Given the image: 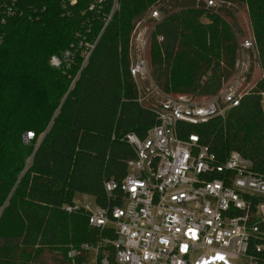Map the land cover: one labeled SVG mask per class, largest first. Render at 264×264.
Instances as JSON below:
<instances>
[{"label":"trees","instance_id":"obj_1","mask_svg":"<svg viewBox=\"0 0 264 264\" xmlns=\"http://www.w3.org/2000/svg\"><path fill=\"white\" fill-rule=\"evenodd\" d=\"M156 0H119L85 65L79 57L66 71L48 64L68 48L75 31L96 35L101 24L83 22L76 9L60 15L56 0L30 21L11 18L0 45V264H36L44 251L60 254L69 246L93 242L82 208L66 212L75 193L94 204L106 198L103 182L121 180L134 156L127 133L145 136L155 110L136 101L128 75V35L133 19ZM243 6L260 77L224 119L212 117L177 134L198 135L217 159L235 151L264 176V0H222L218 12L195 8L193 0H161L164 18L151 33V78L168 94L214 95L233 69L239 43L228 19ZM163 41L157 43L155 35ZM32 138L24 141L26 132ZM256 200L255 202H257ZM252 264H264V218L251 237ZM256 244L263 248L255 250Z\"/></svg>","mask_w":264,"mask_h":264},{"label":"built area","instance_id":"obj_2","mask_svg":"<svg viewBox=\"0 0 264 264\" xmlns=\"http://www.w3.org/2000/svg\"><path fill=\"white\" fill-rule=\"evenodd\" d=\"M56 1L60 15L69 17L76 9L83 22L101 24L96 35H89V28L85 33L75 31L74 42L48 58L51 67L66 71L79 57L81 68L118 10L119 0ZM48 4L49 0H0V45L7 20L30 21ZM193 6L215 13L222 0H193ZM160 7L161 0H156L133 19L128 35V75L136 101L155 110V123L142 138L125 135L134 153L126 161V174L117 182H103L106 198L117 203L94 204L93 209L74 203L62 207L66 212L82 208L87 225L96 232L95 241L67 248L68 264H238L240 257L253 263L247 247L264 218V176L238 152L230 151L219 160L196 133L184 138L177 134L181 123L223 120L238 106L248 91L238 86L248 73L243 56L252 49L251 38L239 43L230 78L214 95L196 99L165 93L150 77L146 56L151 33L164 18ZM155 41L162 42L163 36L155 35ZM32 136L28 131L23 140ZM261 248L263 244L255 245L256 251Z\"/></svg>","mask_w":264,"mask_h":264},{"label":"rangeland","instance_id":"obj_3","mask_svg":"<svg viewBox=\"0 0 264 264\" xmlns=\"http://www.w3.org/2000/svg\"><path fill=\"white\" fill-rule=\"evenodd\" d=\"M229 24L235 31L237 35V40L241 41L242 39H248L250 38V28H249V22L247 20L245 9L243 6H237L236 11L234 13L233 19H228ZM147 64H148V73L151 77V70L153 66L149 62L148 53H147ZM244 60L248 63V73L245 74L243 81H241V85L238 86V89L240 91H247L249 90L256 80L260 77V70L257 66L256 58L251 53H245L244 54ZM230 76L221 81L220 87L225 84L229 80ZM219 87V88H220ZM207 96L198 97L196 99H202L206 98ZM195 98V97H194ZM73 203L80 206H88L90 209L94 208V201L91 196L83 195L79 193H75L73 196ZM36 264H65L62 256L57 253L44 251L42 254H40L35 259ZM238 264H247L246 261H243L242 257L239 258L237 261ZM251 264V263H249Z\"/></svg>","mask_w":264,"mask_h":264}]
</instances>
